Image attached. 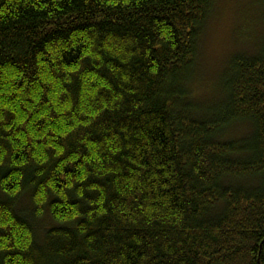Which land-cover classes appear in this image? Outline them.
Here are the masks:
<instances>
[{
	"label": "trees",
	"instance_id": "1",
	"mask_svg": "<svg viewBox=\"0 0 264 264\" xmlns=\"http://www.w3.org/2000/svg\"><path fill=\"white\" fill-rule=\"evenodd\" d=\"M216 2L0 0V264H264V29L195 99Z\"/></svg>",
	"mask_w": 264,
	"mask_h": 264
},
{
	"label": "rangeland",
	"instance_id": "2",
	"mask_svg": "<svg viewBox=\"0 0 264 264\" xmlns=\"http://www.w3.org/2000/svg\"><path fill=\"white\" fill-rule=\"evenodd\" d=\"M260 8L258 0H217L204 27L197 68L191 84L195 99L217 101L220 85L234 54L257 53L261 31L264 29V9ZM20 207L24 209L23 204ZM34 222L36 230L49 227L47 222L40 219Z\"/></svg>",
	"mask_w": 264,
	"mask_h": 264
}]
</instances>
